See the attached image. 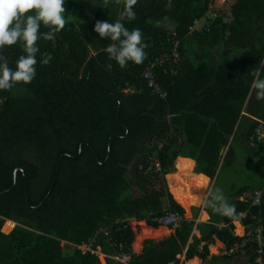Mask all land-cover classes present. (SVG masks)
Instances as JSON below:
<instances>
[{
  "label": "trees",
  "instance_id": "1",
  "mask_svg": "<svg viewBox=\"0 0 264 264\" xmlns=\"http://www.w3.org/2000/svg\"><path fill=\"white\" fill-rule=\"evenodd\" d=\"M226 1L227 19L216 7L217 15L208 17L214 0H171V7L169 0H137L136 18L122 22L142 32L146 58L121 68L104 51L113 42L93 29L97 21L115 23L125 0H65L66 24L55 44L37 42L35 79L0 90V193L13 186L15 170L23 171L15 188L0 195V264H124L112 258L119 252L130 256L127 264H179L182 255L207 264H264V190H239L235 217L219 222L188 221L175 202L188 198L183 170L171 173L175 161L187 173L189 204L198 208L209 179L233 160L237 136L264 156V143L250 141L264 123L258 87L264 82V0ZM165 20L180 41L181 61L155 70L166 93L161 100L141 74L170 52ZM200 21L204 26L191 33ZM48 30L41 25V33ZM45 54L52 57L47 65L40 63ZM21 55L19 43L0 49L13 70ZM245 106L250 117L242 115ZM29 152L34 162L26 159ZM255 192L261 193L257 206ZM167 211L183 218L180 228L163 241H144L142 253L133 254L129 220L157 229L154 220ZM242 214L245 236L239 238L233 222ZM10 219L32 231L16 227L4 234ZM216 240L222 254L210 257Z\"/></svg>",
  "mask_w": 264,
  "mask_h": 264
},
{
  "label": "clouds",
  "instance_id": "2",
  "mask_svg": "<svg viewBox=\"0 0 264 264\" xmlns=\"http://www.w3.org/2000/svg\"><path fill=\"white\" fill-rule=\"evenodd\" d=\"M64 3L65 0H0V49L19 43L25 53L16 61L15 70L9 67L5 57L0 56V90H10L21 83L28 85L35 79L37 54L40 52L37 42L42 38L55 44L57 35L66 24ZM136 4L137 0H125L123 11L115 23L97 21L93 29L100 38L113 42L104 51L121 68L127 67L129 62L139 65L146 58L147 44L143 42L142 32L139 29L130 31L122 22L136 18ZM168 6L171 7V0ZM41 25L49 30L41 33ZM51 59L50 54H45L40 63L47 65ZM258 87L264 89V82ZM208 195L210 200L206 203L215 212L235 217L236 209L228 203L221 189L216 188Z\"/></svg>",
  "mask_w": 264,
  "mask_h": 264
},
{
  "label": "rangeland",
  "instance_id": "3",
  "mask_svg": "<svg viewBox=\"0 0 264 264\" xmlns=\"http://www.w3.org/2000/svg\"><path fill=\"white\" fill-rule=\"evenodd\" d=\"M215 7L217 9H219L221 15H223L226 19H227V14L228 12L226 11V9H228L229 7V3L226 0H214V5L212 6V9L209 13L208 17H215L217 15V13L215 12ZM205 21V20H204ZM204 21H201L200 25L204 24ZM163 26L166 27L167 29H169L171 31L172 29V23L168 20H165L163 23ZM169 31V32H170ZM129 92V90H126L125 93ZM244 124H242V126L240 127V131L242 130ZM159 147L161 146V144L158 145ZM233 148H234V158L233 160H231L230 164H225V165H221L219 172L217 173V175L215 176V178L211 181V183H208V187L206 190V200L204 199L201 204L200 207L197 208H191L192 211V215L194 218H196L199 214V212L201 210H205L206 212H208L210 218L213 222H219L223 219V215L215 212L210 206H208V204L206 203L208 200H210V197L208 195V193L210 191L214 192L216 188H219L223 191L224 196L226 197L228 203H230L231 205L234 206V202L236 200L235 196L238 193L239 190H241L244 187L247 188H254V189H262L264 190V156L263 155H256L254 154L251 150H249L244 143L240 140V138L237 136L236 139L233 141ZM156 155V154H155ZM224 155V153H223ZM35 155L33 153H28L26 155V159H28L31 162H34V157ZM155 158V156H153ZM157 160H155V170L158 169V165L156 164ZM182 166L180 163H176V161L174 162V166L173 169L171 170V173H177V171L179 169L183 170V184L185 183V168L184 167H180ZM191 172V171H190ZM193 172L195 173V170H193ZM164 181L166 184V187L169 189V186H167L168 182H167V175L164 177ZM162 184V183H161ZM160 186V183L157 184V188ZM189 188V186H187ZM169 192L171 194V190L169 189ZM132 194L135 197H139L141 195V193L133 188L132 189ZM172 195V194H171ZM173 197V195H172ZM174 199V197H173ZM175 200V199H174ZM243 200V199H241ZM190 218V216H187L186 213L184 214V219H188ZM198 219L200 221L203 220H207V215L202 212L200 214V217H198ZM197 219V220H198ZM7 222H11L13 224V226L9 229V230H5L2 232L4 234H9L12 229L16 228V227H20V228H24V229H28L30 231H32V229L28 228L27 226H24L23 224H20L17 220L15 219H10V220H4V225ZM143 222V224L141 223ZM238 222L239 221H235ZM240 224V227L242 230H238L236 229L237 225L236 223H233L234 225V235L242 238L245 236V229L244 227ZM130 227L132 229V231L134 232L135 238L141 233L142 231V227H147V228H151L147 225L146 221H130ZM161 228V227H159ZM157 228V229H159ZM165 228V227H162ZM164 231L162 232V235H164ZM174 230L169 229V234H166L164 237L161 238H154V239H144L142 241V243H144V241H155V242H160L165 240L167 237H169L170 235H173ZM134 238V239H135ZM136 240V239H135ZM64 245V243H62V246ZM204 244H202L200 246V248H202ZM142 250V246H140V249L138 251L135 250L136 253H140ZM209 250V255L210 257H216L221 255L222 250L220 248H216L215 250ZM81 251L82 252H86L85 246L81 247ZM143 251V250H142ZM190 261V260H189ZM189 261H186L184 259V255H182L181 257H179V264H186ZM199 264H207V263H203L202 261L200 262V260H198ZM259 264H262L260 260H258ZM209 264V263H208Z\"/></svg>",
  "mask_w": 264,
  "mask_h": 264
},
{
  "label": "built area",
  "instance_id": "4",
  "mask_svg": "<svg viewBox=\"0 0 264 264\" xmlns=\"http://www.w3.org/2000/svg\"><path fill=\"white\" fill-rule=\"evenodd\" d=\"M197 24L198 22H196L194 27L191 29V33L195 31ZM167 37H168V41L171 43L170 52L164 53L160 55L159 57L155 58L154 60H152L141 74V77L146 81L147 86L151 90V92L157 97H159L161 100L166 99V93L161 89V87L155 81V77H154L155 70L159 68H163L166 64H175V65L179 64L181 61V57L178 53L180 41L177 38L175 31L171 30L170 32H168ZM250 141L252 145L255 142L264 143V123L261 122L259 124V126L255 130L254 135L250 137ZM260 197H261V193L255 192L253 205H256V206L259 205ZM244 216L245 215L242 214L238 217V221L240 223H241V219ZM182 219L183 218L177 212L167 211L161 217L155 219L154 222L157 223L159 227H165V228L175 231L180 228ZM130 221L132 220H129V225H130ZM117 230L120 231L119 228ZM102 232L104 233L105 236L108 234V232H105V231H102ZM258 240L259 242L261 241L260 234L258 235ZM81 247H79L80 250H81ZM85 249H86V252L91 251L90 246H85ZM91 252L94 253L93 251ZM96 254L99 255L101 253L100 251H98ZM112 258L124 264H127L128 261L130 260V256L122 252L115 254Z\"/></svg>",
  "mask_w": 264,
  "mask_h": 264
},
{
  "label": "crops",
  "instance_id": "5",
  "mask_svg": "<svg viewBox=\"0 0 264 264\" xmlns=\"http://www.w3.org/2000/svg\"><path fill=\"white\" fill-rule=\"evenodd\" d=\"M200 23H201V21L200 22H198V24H197V26H196V28H195V31H199L203 26H204V24L203 25H200ZM212 58H213V61H216V60H218V54H217V52H214V53H212ZM248 102V101H247ZM246 105H247V103H246ZM242 115H246V116H248V117H250L247 113H246V106H245V109H244V111H243V113H242ZM252 119H255V118H253V117H251ZM185 159V158H184ZM193 161V160H192ZM177 164H178V162H176ZM193 164H194V162H193ZM181 168L183 167V166H180ZM183 169V168H182ZM208 178V177H207ZM209 179V178H208ZM185 183L186 184H184V186H185V188H186V190H187V193H188V198H186V197H180V198H177L176 199V203L178 204V205H180L179 203H178V200L179 199H184L185 198V200L187 201V203H188V206L189 207H191L190 205H189V189H188V185H189V181H188V178H187V173H186V170H185ZM209 183H211V181H210V179H209ZM172 194V193H171ZM207 199V198H206ZM205 199V200H206ZM181 206V205H180ZM182 207V206H181ZM183 208V207H182ZM191 208H193V207H191ZM199 208V207H198ZM197 208V209H198ZM184 209V208H183ZM185 211V210H184ZM202 212H204L206 215H207V220H203V221H200L199 219H198V217H200V214L202 213ZM185 213H186V211H185ZM186 215H187V213H186ZM188 216V215H187ZM190 218H188V219H186V220H188V221H195V224H198V223H207L208 221H209V218H210V216H209V214H208V212H206L205 210H201L200 212H199V214H198V216L196 217V218H194L193 217V215H192V211H190ZM198 219V220H197ZM135 221V220H134ZM235 221H238V220H235ZM235 221L233 222V223H235ZM240 223V222H239ZM222 226V225H221ZM162 228V227H161ZM152 230H156V229H153V228H151ZM165 229H167L168 231H169V229L168 228H165ZM175 232V231H174ZM174 234V233H173ZM192 236H195V237H197V238H200V234H199V232L196 230V229H194V231H193V233H192ZM168 238V237H167ZM166 238V239H167ZM136 239V238H135ZM134 239V242H133V244H132V252H133V254H141L142 253V250H143V248H144V246H143V243H141V246H142V250H141V252L140 253H136L135 252V249H134V243H135V240ZM190 243L192 242V239H190V241H189ZM220 245L221 243L219 242V241H215V243L213 244V245H210L209 247H208V249H210L211 248V250H215L216 249V247H214V246H216V245ZM222 245V244H221ZM218 248H220L221 249V247L220 246H217ZM217 248V249H218ZM222 254V253H221ZM184 259H185V256H184ZM197 260H200V259H198V258H196ZM200 262H201V260H200ZM199 264V263H198Z\"/></svg>",
  "mask_w": 264,
  "mask_h": 264
},
{
  "label": "bare ground",
  "instance_id": "6",
  "mask_svg": "<svg viewBox=\"0 0 264 264\" xmlns=\"http://www.w3.org/2000/svg\"><path fill=\"white\" fill-rule=\"evenodd\" d=\"M193 167V165H192ZM192 170V168H191ZM176 202V201H175ZM178 203L184 208V210L186 211L187 215H190V211H191V207L188 206L187 201L184 199H179ZM190 205V204H189ZM165 232L164 235H162V232ZM166 234H169V231L165 228H159L156 230H152L151 228H147V227H142V231L141 233L136 237V241L134 243V249L136 251H138L140 249L141 243L144 239H158L161 237H164ZM214 250V249H213ZM198 260L196 258H193L192 260H190L188 263L186 264H198Z\"/></svg>",
  "mask_w": 264,
  "mask_h": 264
},
{
  "label": "water",
  "instance_id": "7",
  "mask_svg": "<svg viewBox=\"0 0 264 264\" xmlns=\"http://www.w3.org/2000/svg\"><path fill=\"white\" fill-rule=\"evenodd\" d=\"M108 152H110V144L108 145ZM108 156H109V154H108ZM17 173H23V171L21 169H17V170L14 171V173H13V180H14L13 186L10 189L5 190L4 192H1L0 195L8 193V192L12 191L15 188L16 180H17ZM26 204L29 205L27 197H26ZM168 264H176V263L175 262H170Z\"/></svg>",
  "mask_w": 264,
  "mask_h": 264
}]
</instances>
